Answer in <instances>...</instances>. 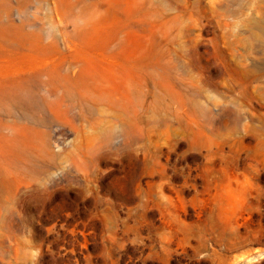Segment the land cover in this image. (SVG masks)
<instances>
[{
	"label": "rangeland",
	"instance_id": "1",
	"mask_svg": "<svg viewBox=\"0 0 264 264\" xmlns=\"http://www.w3.org/2000/svg\"><path fill=\"white\" fill-rule=\"evenodd\" d=\"M28 59L110 100L0 161V264H264V0H0Z\"/></svg>",
	"mask_w": 264,
	"mask_h": 264
},
{
	"label": "bare ground",
	"instance_id": "2",
	"mask_svg": "<svg viewBox=\"0 0 264 264\" xmlns=\"http://www.w3.org/2000/svg\"><path fill=\"white\" fill-rule=\"evenodd\" d=\"M94 5L101 7L99 2ZM20 61L8 64L0 84V161L5 165L16 163L41 126L60 122L73 106L90 111L110 100L100 77L85 70L83 63L63 59ZM48 106L56 112L47 117L40 115ZM4 143L15 144L18 152L7 154L1 147Z\"/></svg>",
	"mask_w": 264,
	"mask_h": 264
}]
</instances>
